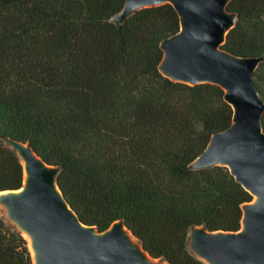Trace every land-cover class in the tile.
<instances>
[{"label":"trees","instance_id":"16d2710c","mask_svg":"<svg viewBox=\"0 0 264 264\" xmlns=\"http://www.w3.org/2000/svg\"><path fill=\"white\" fill-rule=\"evenodd\" d=\"M123 3L0 0V135L59 168L57 185L82 223L104 231L120 221L153 259L206 264L189 250V231H237L253 199L227 167H191L231 124L232 107L217 84L160 72V43L180 29L170 3L117 23ZM227 9L238 18L221 47L263 57L253 82L264 100V0ZM23 177L0 139V191ZM0 264H32L26 238L1 214Z\"/></svg>","mask_w":264,"mask_h":264},{"label":"water","instance_id":"95a60500","mask_svg":"<svg viewBox=\"0 0 264 264\" xmlns=\"http://www.w3.org/2000/svg\"><path fill=\"white\" fill-rule=\"evenodd\" d=\"M229 1L124 0L111 19L122 23L136 10L164 3L176 10L180 29L160 43V72L174 81L219 85L233 111L231 124L211 135L191 167L225 166L253 196L242 206L239 230L195 226L188 248L206 264H264V100L253 82L263 57L221 47L238 18L227 9ZM0 139L16 152L24 172L19 189L0 191L1 210L18 232L29 235L32 264H167L153 259L123 222L104 231L82 223L57 185L59 168L47 164L29 142Z\"/></svg>","mask_w":264,"mask_h":264},{"label":"bare ground","instance_id":"6f19581e","mask_svg":"<svg viewBox=\"0 0 264 264\" xmlns=\"http://www.w3.org/2000/svg\"><path fill=\"white\" fill-rule=\"evenodd\" d=\"M22 234L26 238L28 247L30 248V237H29V235L26 232H23ZM30 250H31V248H30Z\"/></svg>","mask_w":264,"mask_h":264},{"label":"rangeland","instance_id":"374dc122","mask_svg":"<svg viewBox=\"0 0 264 264\" xmlns=\"http://www.w3.org/2000/svg\"><path fill=\"white\" fill-rule=\"evenodd\" d=\"M2 206L0 205V214L4 217V214H3V211L1 210L2 208H1Z\"/></svg>","mask_w":264,"mask_h":264}]
</instances>
